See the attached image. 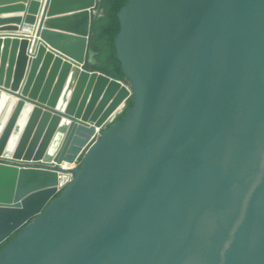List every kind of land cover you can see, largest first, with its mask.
<instances>
[{
	"label": "water",
	"instance_id": "obj_1",
	"mask_svg": "<svg viewBox=\"0 0 264 264\" xmlns=\"http://www.w3.org/2000/svg\"><path fill=\"white\" fill-rule=\"evenodd\" d=\"M98 4L0 0V264H264V0Z\"/></svg>",
	"mask_w": 264,
	"mask_h": 264
},
{
	"label": "trees",
	"instance_id": "obj_2",
	"mask_svg": "<svg viewBox=\"0 0 264 264\" xmlns=\"http://www.w3.org/2000/svg\"><path fill=\"white\" fill-rule=\"evenodd\" d=\"M130 0H99L97 13L93 17L92 33L88 51V61L86 69L89 71H99L111 76L114 79L120 80L127 85H131V80L124 74L122 62L118 57L116 46L117 37L121 31V21L119 13ZM135 97L132 96L124 109L118 115L115 121L110 124L109 128L121 122L129 110L134 106ZM85 156L80 158L81 163ZM63 190L59 191L55 197L62 194ZM32 218L28 223L33 222ZM23 229L12 233L5 241L0 242V251L8 244V242L15 238Z\"/></svg>",
	"mask_w": 264,
	"mask_h": 264
},
{
	"label": "built area",
	"instance_id": "obj_3",
	"mask_svg": "<svg viewBox=\"0 0 264 264\" xmlns=\"http://www.w3.org/2000/svg\"><path fill=\"white\" fill-rule=\"evenodd\" d=\"M21 163H18V165H20ZM21 165H26V164H21ZM28 165H33V166H43V165H34L32 163H29ZM81 165V161H80V158L75 161V162H67L65 161L64 163L62 164H59L57 162L54 163V165H45L43 167H50V168H56L58 169L60 172L62 169H68L70 170V173L72 175H74V169H76L77 167H79Z\"/></svg>",
	"mask_w": 264,
	"mask_h": 264
}]
</instances>
